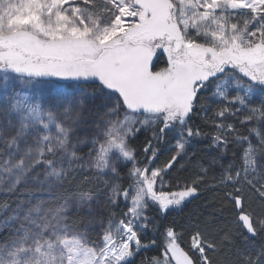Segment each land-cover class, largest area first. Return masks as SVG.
<instances>
[{"label":"snow or ice","instance_id":"obj_1","mask_svg":"<svg viewBox=\"0 0 264 264\" xmlns=\"http://www.w3.org/2000/svg\"><path fill=\"white\" fill-rule=\"evenodd\" d=\"M0 264H264V0H0Z\"/></svg>","mask_w":264,"mask_h":264},{"label":"trees","instance_id":"obj_2","mask_svg":"<svg viewBox=\"0 0 264 264\" xmlns=\"http://www.w3.org/2000/svg\"><path fill=\"white\" fill-rule=\"evenodd\" d=\"M146 138H147V134L146 133H141L140 137L138 138L137 143L139 144V146L141 148L143 147L144 142H146ZM161 158H162V156H161ZM161 158L159 160H157L156 163H158L159 161H161L162 160ZM195 203H197V202H193L192 204H188L186 206V209L185 210L187 211L188 209L192 208L195 205ZM199 203H203V200L199 201ZM156 254H157V251L156 250H152V251H150V252L147 253V255H149V256L156 255ZM142 255H143V253H142ZM137 259H139V258H137Z\"/></svg>","mask_w":264,"mask_h":264},{"label":"rangeland","instance_id":"obj_3","mask_svg":"<svg viewBox=\"0 0 264 264\" xmlns=\"http://www.w3.org/2000/svg\"><path fill=\"white\" fill-rule=\"evenodd\" d=\"M161 159H162L161 161H159L158 163H156L157 165H159L164 160V157L162 156Z\"/></svg>","mask_w":264,"mask_h":264}]
</instances>
